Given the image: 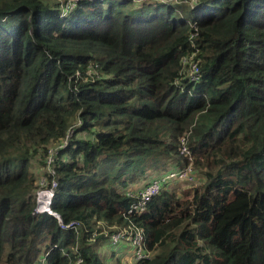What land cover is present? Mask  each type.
Returning <instances> with one entry per match:
<instances>
[{"label": "trees", "instance_id": "1", "mask_svg": "<svg viewBox=\"0 0 264 264\" xmlns=\"http://www.w3.org/2000/svg\"><path fill=\"white\" fill-rule=\"evenodd\" d=\"M68 2L0 0V264H109L130 224L154 252L132 264H264V0ZM72 127L52 210L76 231L35 213ZM183 138L199 182L125 217L139 179L189 164Z\"/></svg>", "mask_w": 264, "mask_h": 264}, {"label": "built area", "instance_id": "2", "mask_svg": "<svg viewBox=\"0 0 264 264\" xmlns=\"http://www.w3.org/2000/svg\"><path fill=\"white\" fill-rule=\"evenodd\" d=\"M79 0H69L66 4V8H73ZM138 1H157V0H138ZM195 1H193L194 3ZM182 65L184 67V72H186L187 77L190 82L198 83L201 80L200 66L199 62L195 59V55L186 56L182 60ZM77 127V126H76ZM69 129L67 136L56 143L49 149L45 171L47 176H42L39 181V189L36 196V214L48 213L54 216L59 223V226L63 230H78L81 227L79 221H72L65 223L62 217L52 210V201L57 189V172H56V162L57 156L61 150H64L69 145V140L74 134L75 128ZM181 153L188 158L189 164L184 168H172L163 173H160L154 178L149 184L143 188L136 190L134 192H128L127 196L132 199L130 209L124 214L125 217H131L134 215L143 214L150 202L169 185L175 182H182L187 184H196L198 179L196 177V172L193 165V157L188 150L187 140L182 139V149ZM51 178V181L49 180ZM50 181V182H49ZM111 241L114 245L120 244L122 242L128 243L134 254L135 261H142L146 259H151L153 257L152 251L147 249L146 232L143 228L136 226L135 224H130L126 227H116V231L111 236ZM45 258H42L36 264H45ZM83 260L78 259L76 264H82Z\"/></svg>", "mask_w": 264, "mask_h": 264}, {"label": "crops", "instance_id": "3", "mask_svg": "<svg viewBox=\"0 0 264 264\" xmlns=\"http://www.w3.org/2000/svg\"><path fill=\"white\" fill-rule=\"evenodd\" d=\"M141 187L138 186V189ZM99 253L109 264H114V262H112L113 260L115 261V264L118 261H120L122 264H132L133 262H135L133 250L131 246L126 242H122L117 245H114L112 243L104 244Z\"/></svg>", "mask_w": 264, "mask_h": 264}, {"label": "rangeland", "instance_id": "4", "mask_svg": "<svg viewBox=\"0 0 264 264\" xmlns=\"http://www.w3.org/2000/svg\"><path fill=\"white\" fill-rule=\"evenodd\" d=\"M39 162V159L37 160V163ZM36 163V164H37ZM35 164V168H34V170L37 168L38 169V165H36ZM172 167L173 166H169V167H165L164 169H162V170H159V169H154L153 171H151L152 173H149L148 174V176L146 177V178H144V179H139L138 181H137V184L141 187V186H143L144 184H146L150 179H151V177H152V175L154 174V175H159L160 173H163V172H165V171H167V170H169V169H172ZM36 177H37V179L39 180L40 178H41V175H38L37 173H36ZM43 176V175H42ZM199 182V181H198ZM180 185V184H179ZM188 185L189 184H186V183H184V184H181L179 187L181 188V190H183V188H187L188 187ZM115 231H116V228L114 229ZM104 254V253H103ZM112 262H114V264H115V261L113 260ZM117 264V263H116Z\"/></svg>", "mask_w": 264, "mask_h": 264}]
</instances>
